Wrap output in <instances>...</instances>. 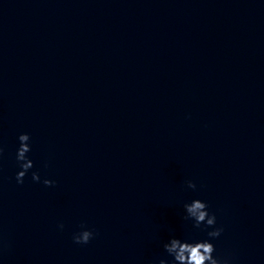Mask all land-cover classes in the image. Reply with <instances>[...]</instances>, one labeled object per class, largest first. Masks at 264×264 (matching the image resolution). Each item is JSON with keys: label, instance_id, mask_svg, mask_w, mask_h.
Masks as SVG:
<instances>
[{"label": "water", "instance_id": "1", "mask_svg": "<svg viewBox=\"0 0 264 264\" xmlns=\"http://www.w3.org/2000/svg\"><path fill=\"white\" fill-rule=\"evenodd\" d=\"M0 147V264H264V0H0Z\"/></svg>", "mask_w": 264, "mask_h": 264}, {"label": "clouds", "instance_id": "2", "mask_svg": "<svg viewBox=\"0 0 264 264\" xmlns=\"http://www.w3.org/2000/svg\"><path fill=\"white\" fill-rule=\"evenodd\" d=\"M18 147L16 149L15 160L19 167L15 179L18 184L23 183V178L33 168V162L27 157V153L31 151L30 137L27 133H21L18 137ZM3 154V148L0 147V156ZM33 182H42L44 186H53L55 181L47 178L41 181V177L37 172L31 173ZM187 189L196 190L197 185L191 180L185 181ZM184 214L181 217L184 221H191L192 228L201 229L206 232L207 239L204 240H181L179 238H170L162 245L164 253L170 260L159 258L153 261V264H231V257L214 256L216 251L210 240L218 238L222 231V227L216 225V216L208 211L206 202L200 199H193L190 203L183 205ZM58 227L63 228V225ZM94 233L84 229L73 234V242L76 244H87ZM6 247V244L0 240V249Z\"/></svg>", "mask_w": 264, "mask_h": 264}]
</instances>
